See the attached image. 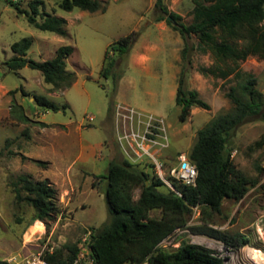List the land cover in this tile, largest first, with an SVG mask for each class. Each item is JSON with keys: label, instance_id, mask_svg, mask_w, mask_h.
<instances>
[{"label": "rangeland", "instance_id": "374dc122", "mask_svg": "<svg viewBox=\"0 0 264 264\" xmlns=\"http://www.w3.org/2000/svg\"><path fill=\"white\" fill-rule=\"evenodd\" d=\"M21 8L27 9V0H11ZM106 5L104 11L88 12L74 8L65 11L59 8L55 0H43L41 11L52 13L67 20L65 29L67 35L58 37L51 31L38 30L31 26L25 13H19L9 0H0V62L12 55L10 45L23 37L32 39L28 56L33 60L41 61L51 58L54 50L60 45H71L74 51L66 60V69L73 71L78 78V85L82 88L81 81L89 94L80 95L74 90L62 95H48L41 86L31 77L25 81L22 77L10 72L3 76L2 82L7 86L23 85L37 94L45 95L49 100L58 105L67 104L64 110H48V117L58 120H72L86 118L88 114H95L97 105L105 101L106 105L112 102L127 105L144 113L162 117L168 131L169 145L164 149L162 160L165 168L176 164L177 155L183 153L186 158L191 146L196 139V131L203 127L215 114L228 110L230 101L225 96L229 88L236 83L228 80L221 83L217 80L215 87L219 86L218 96L227 99V104L218 111H203L192 118L190 115L185 121L178 119L179 106L168 99L169 89H174L180 71L178 66V53L173 50L174 36L178 32L162 30L154 21L160 11L155 8V0H99ZM169 11L180 15L185 24L192 21L193 3L191 0H164ZM82 15L78 18L76 14ZM168 17V16H167ZM165 21V19H163ZM136 31L135 40L128 55L118 59L119 76L122 77V87L118 82L114 85L111 75L100 74L106 47L118 37ZM163 36V41L160 36ZM180 37V36H179ZM148 38L157 42L158 48L148 53V61L144 67L134 63L137 51H142L143 40ZM189 44L194 48L190 51L191 68L185 79L188 88V76L191 70H198L199 65H204L211 56L196 48L197 38L190 35ZM205 61V62H204ZM242 63V62H241ZM253 65V66H252ZM209 66V65H205ZM251 70H242L255 76V87L264 94V64L251 62ZM31 76L38 73L36 69L26 67L23 70ZM119 78V79H120ZM128 80L129 85L126 83ZM216 81L210 78L209 84ZM119 81V80H118ZM221 83V85H220ZM46 86L47 84H44ZM128 85V86H127ZM215 108L217 109V102ZM68 101V102H67ZM36 104V103H35ZM7 104L0 105V261L11 262L15 255H26L37 251L40 244L46 243L53 248L65 243L80 241V246L85 244L84 239L92 230L101 228L109 221L107 205L102 193V186H92L94 177H89V172L82 167L71 165L72 154L64 158L49 149L41 141V130L38 122L26 121L25 125L16 123L7 115ZM39 109H42L39 107ZM92 132L95 139L111 141L114 148L119 147L116 130L114 140L106 124L97 123ZM108 126V125H107ZM28 129V135L22 134ZM264 133V119L249 117L240 125L228 142L231 158L236 167L246 176L255 178L256 183L251 185L244 196L239 200L223 199L221 211L211 219L203 218L200 209L194 207L185 217V226H179L167 236L159 246L167 251L178 246L181 241L202 245L214 253L221 252L217 247H207L206 243H199L195 236H202L210 241L220 244L221 241L204 232H195L193 227L213 228L225 233H242L248 238V243L233 247L234 258L229 264H247L244 251L252 254L264 255V149L252 148V143ZM9 140V141H8ZM108 146H104L107 154ZM55 160L48 162L46 167L35 161ZM165 171V170H164ZM166 172V171H165ZM21 174H27L34 180L48 179L57 190L56 202L61 208L54 221L48 225L41 221L40 224L31 222L33 208L25 202L17 204L11 183ZM97 181V180H96ZM173 185V179H171ZM139 188L134 190L133 199L139 195ZM151 216H160V209L150 211ZM33 225L43 229L33 233ZM29 232V233H28ZM251 247V248H249ZM247 252V253H248ZM128 264V263H125Z\"/></svg>", "mask_w": 264, "mask_h": 264}, {"label": "trees", "instance_id": "16d2710c", "mask_svg": "<svg viewBox=\"0 0 264 264\" xmlns=\"http://www.w3.org/2000/svg\"><path fill=\"white\" fill-rule=\"evenodd\" d=\"M19 13H25L28 23L38 30L51 31L66 36V20L52 13L41 11L43 0H27V9L9 0ZM65 11L74 8L88 12L104 11L105 4L99 0H55ZM192 21L185 24L179 14L169 11L164 0H155L160 13L155 20L165 19L183 39L180 50V71L177 77L175 103L179 106L178 119L185 121L191 108L209 109L196 89L185 87V79L191 68L190 51L194 48L188 38H197L196 48L212 58L209 66L199 65L198 71L222 80H235L225 93L231 103L228 110L213 115L196 131V139L190 148L188 159L197 169L195 185H185L173 180L170 189L155 173L151 162L132 163L126 158H113L107 170L93 175L92 186H102L109 221L97 230H92L85 245L95 264H223L222 259L202 245L181 241L167 251L160 242L176 227L185 226V217L194 207L200 209L203 218L211 219L221 211L223 199H241L256 179L246 176L234 164L228 142L237 128L249 117L264 119V94L256 87L252 73L241 68V62L249 56L264 59V0H191ZM170 16L171 19H167ZM137 32L118 37L104 52L100 74L111 75L114 85L119 76L118 59L128 55ZM32 45L29 37L20 38L10 45L13 55L4 60L8 71L24 66L39 70L46 83L54 88L69 86L75 81L73 71L66 69V60L74 51L71 45L58 46L51 58L33 60L27 56ZM25 95L29 93L23 91ZM34 102L43 110H64L67 104L58 105L45 95L33 94ZM24 121L29 118L22 116ZM23 135H28L24 129ZM9 141V140H8ZM252 148L264 149V133L256 139ZM46 167L48 162L35 161ZM97 180V181H96ZM17 204L25 202L33 208L31 222L54 221L61 208L56 202L57 190L48 179L34 180L21 174L11 183ZM139 195L133 199L134 190ZM160 209V216H151L150 211ZM40 220V221H36ZM195 232H204L226 245L240 247L248 243L242 233H225L213 228L193 227ZM81 250L80 241L65 243L45 253L51 264H70ZM0 264H10L0 261Z\"/></svg>", "mask_w": 264, "mask_h": 264}, {"label": "crops", "instance_id": "0c3cea01", "mask_svg": "<svg viewBox=\"0 0 264 264\" xmlns=\"http://www.w3.org/2000/svg\"><path fill=\"white\" fill-rule=\"evenodd\" d=\"M81 15V13L76 14L78 18ZM154 21L162 30H171V27H169L165 21ZM173 31L177 32L176 30ZM56 35L58 37H65L60 36L58 34ZM179 36L176 35L173 37V39L175 40L173 42V50L178 53V59H176L178 66L180 62V50L184 43L181 36ZM160 40L163 41L162 35L160 36ZM142 47V51H137V53L135 54L134 63L138 66L144 67V64L148 61L149 58V51L158 48V43L151 42L150 40H148V38H146L143 40ZM12 55L6 57L5 60L10 58ZM251 62L264 64V59H260L256 56L247 57L241 63V67L243 68V70L250 71L251 67L253 66H251ZM211 63L212 61L207 58V62H205L204 65H210ZM26 67L27 66H24L16 71H8L6 66L4 65V61L0 62V72H2L3 74L14 72L15 74L22 77L25 81H27V79L31 77V79L36 81V83L41 86L42 90L48 95H57L58 92L62 95H65L66 93H68L69 90L74 89L81 96L84 94H89L87 88L84 85L83 80L81 81L82 88H80L78 85V78H76L75 81L72 82L69 86H61L54 88L52 84L46 83L44 81L43 75L39 70H37L38 73L28 76V74L23 71ZM210 78H213V76H205L201 74L198 70L194 69L191 70L187 82L189 84L188 89H196L199 93V96L209 104L211 108L210 112L213 113V111H218L222 106H225L228 101L227 99L220 98V96H218L219 86L215 87L217 80L220 79L221 83L226 81L216 77V81L214 80L212 84H209ZM2 79L3 76L0 75V105H3L5 103L7 104V115L13 118L16 123L24 125L26 121L23 120L22 116H26L29 118V120L38 122V125L40 126L39 129L42 133L40 136L41 141L45 142L48 145L49 149L54 151L59 156H64V158L66 157V155L70 156L69 154H72L73 158L71 160V163L67 166L75 164L77 168L82 167L85 171L90 173L89 177H91L93 175H100L105 173L107 170L108 163L111 159L125 158L119 147L114 148L111 144V141L109 142L104 138L95 139L94 134L92 132V127L95 125L93 121L97 119V123L104 125L106 124V127L109 128L111 134V140L115 142L114 131L117 130V121L114 111L115 106L117 105L116 102H112L110 105H106L105 101H103L100 105H97L96 113L92 114L94 117L93 121H88L85 117L81 119H75L74 121H62L52 116L48 117V110L45 111L43 109H39V106L35 104L33 97V94L37 93L32 90H29L26 86L23 85L20 86L15 84L11 87L7 86L2 82ZM129 82L131 83L130 80H128L126 83L129 85ZM43 83L47 85L44 86ZM121 87L122 77L118 81V88ZM176 88L177 84L174 89H169V101L173 100L175 102ZM23 91L29 93V95H25ZM216 98H219V100L217 99V102H219V104L217 105V109H214V106L216 104ZM203 111H207V109L198 106H193L191 108L190 117L192 118L194 115H198ZM104 146H108L109 153H104ZM163 153L164 150L160 153L161 156ZM47 162L53 164L55 160H47Z\"/></svg>", "mask_w": 264, "mask_h": 264}, {"label": "built area", "instance_id": "2783aa9c", "mask_svg": "<svg viewBox=\"0 0 264 264\" xmlns=\"http://www.w3.org/2000/svg\"><path fill=\"white\" fill-rule=\"evenodd\" d=\"M114 112L117 121V140L120 150L127 160L132 163L151 162L158 177L177 193L179 192L171 184V179L181 184L195 185L197 169L183 153L177 155L176 164L165 168V160L161 159L160 153L168 147L169 137L162 117L144 113L122 104H117ZM86 119L93 121L94 117L88 114ZM195 238L199 243L205 242L207 247H217L221 252L214 254L222 259L223 264H229L230 260L234 258L235 249L232 246L226 245L222 241L218 244L202 236H195ZM208 241L213 245L208 244ZM52 250L53 247L43 243L39 245L37 251L26 255L12 256L10 264H51L45 259V253ZM70 264H95L87 245H81L80 252ZM139 264H147V262Z\"/></svg>", "mask_w": 264, "mask_h": 264}, {"label": "bare ground", "instance_id": "6f19581e", "mask_svg": "<svg viewBox=\"0 0 264 264\" xmlns=\"http://www.w3.org/2000/svg\"><path fill=\"white\" fill-rule=\"evenodd\" d=\"M42 229L43 228L41 226L34 225V226H32L31 231H33V233H34L36 231H41ZM203 240H205V239H203ZM205 241H207V240H205ZM208 244L213 245L209 241H208ZM249 248H251V247H249ZM244 249H248V247H244L243 250H242L243 255H244V259H245L247 264H264V255L263 254H261L262 258L259 259L258 258V254H260V252H258L257 250L251 248L252 250L256 251V253H258V254L255 255V254L249 253L248 250H247V252H248L247 253L246 251H244Z\"/></svg>", "mask_w": 264, "mask_h": 264}, {"label": "water", "instance_id": "95a60500", "mask_svg": "<svg viewBox=\"0 0 264 264\" xmlns=\"http://www.w3.org/2000/svg\"><path fill=\"white\" fill-rule=\"evenodd\" d=\"M167 19H171V17H170V16H168V17H167Z\"/></svg>", "mask_w": 264, "mask_h": 264}]
</instances>
